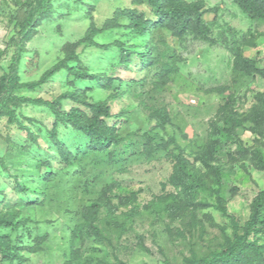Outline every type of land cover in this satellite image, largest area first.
I'll list each match as a JSON object with an SVG mask.
<instances>
[{
    "label": "rangeland",
    "instance_id": "374dc122",
    "mask_svg": "<svg viewBox=\"0 0 264 264\" xmlns=\"http://www.w3.org/2000/svg\"><path fill=\"white\" fill-rule=\"evenodd\" d=\"M23 1L0 0V76L13 53L8 42L14 34V12ZM188 1H203L204 9L216 8L203 13L214 42L197 39L192 32L177 39L169 30L158 28L152 39L158 62L139 64L134 58L125 66L119 62L121 52L116 46H97L115 40L128 46L140 44L141 38L122 26L126 18L119 17L116 21L121 26L94 37L97 45L76 47L79 62L90 73L119 78L112 90L94 81L72 83L61 70L41 88L17 92L54 99L76 88L85 89L87 101H106L112 113L126 119L119 124V133H133L138 143L124 160H110L109 150H90L83 134L59 124L57 139L75 157L71 165L64 164L51 141L54 119L45 106L25 103L15 109L12 122L0 117V214L14 211L24 223V229L0 228V235L7 234L11 244H18L23 259L17 264H185L187 259L220 250L233 233L232 219L240 226L247 220L253 197L264 189V171L256 168L251 156L255 148L264 156V127L256 129L248 119L258 94L264 92V79L236 71L233 48H241L263 67L264 20L248 17L234 0ZM124 8H136L154 18L149 6L132 0H52V12L24 45L21 80L38 79L63 58L65 45L84 36L91 18L103 27L115 18L117 9ZM169 62L176 72L166 85L156 87L163 64ZM230 96L233 108L245 120L235 136L227 137L220 129V107ZM62 106L84 109L71 99H64ZM160 107L169 114L163 126L153 117ZM149 131L164 140L174 137L186 158L209 176L212 190L199 191L195 204L176 215L146 208L151 200L174 191L168 183L172 171L168 153L173 144L167 150L140 153L147 145L144 133ZM215 138L218 144L210 148ZM213 168L222 172L219 194L226 214L216 208ZM92 200L110 207L101 206L99 212L103 238L84 235L73 243L72 231L82 221L83 207ZM260 240L264 241V235ZM0 264L10 263L0 256Z\"/></svg>",
    "mask_w": 264,
    "mask_h": 264
},
{
    "label": "trees",
    "instance_id": "16d2710c",
    "mask_svg": "<svg viewBox=\"0 0 264 264\" xmlns=\"http://www.w3.org/2000/svg\"><path fill=\"white\" fill-rule=\"evenodd\" d=\"M134 4H146L152 10L154 18H148L136 8L117 9L115 18L107 22L103 27H97L93 19L85 31V34L76 42H69L64 47V56L51 67L46 69L42 75L31 81H22L19 74V65L24 45L31 38L41 21L52 12V0H24L14 12V34L9 39L13 47V53L7 65L6 71L0 76V117H7L9 122L15 119V109L25 103L47 107L53 115V127L50 131L51 141L55 144L61 160L64 164L71 165L75 159L72 151L57 139L56 129L59 124H67L75 131L87 138L86 147L93 151H108L110 160H124L125 154L134 152V145L138 146L131 135L122 136L119 133V124L125 122L121 113H112L111 107L106 101H87L85 89H72L56 96L54 99L42 97H29L18 94L21 90H33L41 88L59 71L66 73V78L72 83L94 81L105 90H112L118 77L90 73L78 59L76 47L80 43L97 45L94 37L101 31L121 26L116 19L125 17L127 23L124 26L130 33L141 38L138 45H126L123 41L97 45L108 49L111 45L116 46L120 54L119 62L125 66L131 64L137 58L139 64L154 65L158 62L159 53L155 54L156 45L153 42L154 30L165 28L177 39L185 38L188 33L200 40L214 42L211 37V29L203 19V13L207 10L215 11L216 8L204 9L203 1L188 0H132ZM237 6L248 17L254 20H264V0H234ZM234 69L246 75L258 74L264 79V66L259 67L255 59L247 57L239 47L233 48ZM176 72L173 62L165 63L162 73L156 82V87L166 85L170 75ZM64 99H71L84 106L64 109ZM234 98L230 96L220 107L222 127L221 131L227 137L235 136L237 128L242 126L245 118H242L233 108ZM156 122L163 126L169 121V114L163 107L153 111ZM248 119L255 125L256 129L264 127V92L258 94L257 103L252 107ZM217 130V129H216ZM219 130V129H218ZM220 132V131H219ZM146 143L140 153L148 155L159 149L167 150L170 144L173 148L168 153L172 160V171L168 177V183L174 191L151 200L147 209L157 214L176 215L187 207L195 204L199 191L212 190L208 182L209 176L197 169L194 164L186 158L174 137L164 140L151 131L144 133ZM218 139H212L211 145L216 146ZM111 148V149H109ZM252 159L258 170L264 171V156L258 148L251 150ZM207 166L208 163H205ZM211 168V167H210ZM212 175L215 177L217 187L215 188L218 204L216 208L223 214L227 209L219 194L222 185V172L219 168H213ZM123 200V199H122ZM102 205L101 200H92L82 209V221L72 231V242L77 238L94 236L102 239L103 235L98 226L99 212ZM110 209V207H109ZM111 211L107 213L110 216ZM130 213H126L128 216ZM233 233L227 236L218 251L204 257H192L185 264H264V241L260 238L264 235V189L257 192L253 197L250 213L242 226L232 219ZM0 228L11 230L24 229V223L18 219L14 211L0 214ZM20 238H18V241ZM18 244H11L9 235H0V256L2 261L17 264L22 261L18 252ZM122 264H125L121 262Z\"/></svg>",
    "mask_w": 264,
    "mask_h": 264
}]
</instances>
